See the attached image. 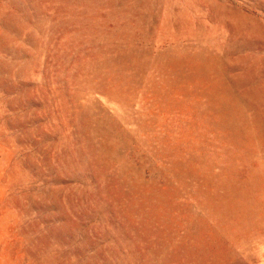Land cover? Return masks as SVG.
<instances>
[{"label": "rangeland", "instance_id": "rangeland-1", "mask_svg": "<svg viewBox=\"0 0 264 264\" xmlns=\"http://www.w3.org/2000/svg\"><path fill=\"white\" fill-rule=\"evenodd\" d=\"M0 264H264V0H0Z\"/></svg>", "mask_w": 264, "mask_h": 264}]
</instances>
